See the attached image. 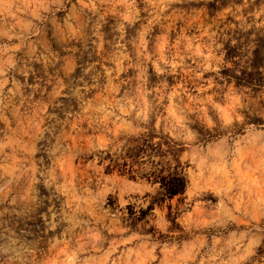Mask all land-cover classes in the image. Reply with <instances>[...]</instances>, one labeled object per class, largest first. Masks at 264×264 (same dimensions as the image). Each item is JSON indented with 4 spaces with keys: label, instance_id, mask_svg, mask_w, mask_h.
I'll use <instances>...</instances> for the list:
<instances>
[{
    "label": "clouds",
    "instance_id": "1",
    "mask_svg": "<svg viewBox=\"0 0 264 264\" xmlns=\"http://www.w3.org/2000/svg\"><path fill=\"white\" fill-rule=\"evenodd\" d=\"M262 222L264 0H0V264H264Z\"/></svg>",
    "mask_w": 264,
    "mask_h": 264
},
{
    "label": "rangeland",
    "instance_id": "2",
    "mask_svg": "<svg viewBox=\"0 0 264 264\" xmlns=\"http://www.w3.org/2000/svg\"><path fill=\"white\" fill-rule=\"evenodd\" d=\"M11 14H12L13 16L16 15V13H15L14 10L12 11ZM202 22H205L203 17H201V19H200L199 21H197L196 23H202ZM193 30H194V28H193ZM111 168H112V165H111V164H109V165L106 167V169H105L106 174H108V170L111 169ZM114 174H115V176H116V178H117L118 180L125 179L124 174H123V172H122L121 170H114ZM127 179H134V178L131 177V176H128ZM164 180H168V178L165 177V178H163V180L161 181V187H162V188L164 187V182H163ZM168 184H169V187H168V190H167V191H173V190H175V186L173 185V183H172L171 180H168ZM167 191H166L165 195H167ZM132 195H133V198H134V199L137 198V196H138V194H135V193H133ZM150 195H151V193H145V197L150 196ZM127 198H128V197H125V199H127ZM111 199H112V197L109 196V200H111ZM169 199H170V198H169ZM181 199H183V196H181ZM165 203H166V201H165L164 196H159V195H158L157 197H154V198H153L152 202L148 204V207H147V208H141V209H140L141 214H143L144 212H150V211H152L154 205H155L156 207L161 208V210L163 211V210H164V207H163V206H164ZM177 203H180V200H177ZM127 207L131 210L134 206H133L132 204H129V205H127ZM167 210H168V212H169V214H170V213H171V204H170V203L167 204ZM262 223H264V222H262Z\"/></svg>",
    "mask_w": 264,
    "mask_h": 264
}]
</instances>
